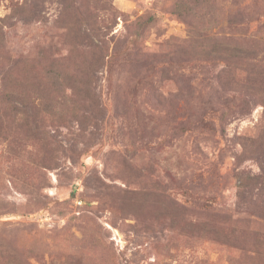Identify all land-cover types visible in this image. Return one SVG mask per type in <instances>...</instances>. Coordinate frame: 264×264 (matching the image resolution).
<instances>
[{
    "label": "rangeland",
    "instance_id": "obj_1",
    "mask_svg": "<svg viewBox=\"0 0 264 264\" xmlns=\"http://www.w3.org/2000/svg\"><path fill=\"white\" fill-rule=\"evenodd\" d=\"M0 264H264V0H0Z\"/></svg>",
    "mask_w": 264,
    "mask_h": 264
}]
</instances>
